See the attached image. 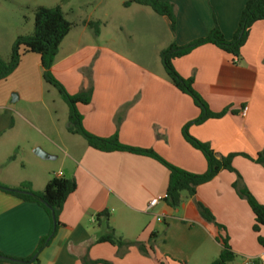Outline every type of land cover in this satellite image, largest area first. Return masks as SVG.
Instances as JSON below:
<instances>
[{
    "label": "crops",
    "instance_id": "crops-1",
    "mask_svg": "<svg viewBox=\"0 0 264 264\" xmlns=\"http://www.w3.org/2000/svg\"><path fill=\"white\" fill-rule=\"evenodd\" d=\"M162 1L174 5L175 28L168 17L148 6L133 3L126 7L128 0L123 4L128 13L119 16L117 25L108 11L102 20L86 16L79 23L72 22L76 28L63 40L52 72L71 95L92 84L91 103L77 106L88 132L100 138L118 134L124 145L152 150L168 163L201 175L207 170L206 159L183 136L184 127L199 118L200 109L168 78L160 55L173 44L184 46L207 36L215 22L224 37L232 40L248 0ZM39 6L43 5L35 4L33 9ZM62 9L67 17L63 6ZM85 21L100 22L99 33L94 34L83 24ZM3 25L0 24V57L8 62L16 38L34 32V15L28 18L27 32L5 37ZM123 36L133 42L134 59L125 53ZM116 40L118 52L111 46V41ZM80 53L82 59L78 57ZM235 62L217 47L204 45L175 59L173 65L183 78L194 80V89L213 113L229 110L220 119L192 124L189 134L208 143L218 157L235 155L233 166L242 183L264 205V165L249 159L264 151V21L251 28L241 58ZM90 64L93 83L80 74ZM42 74L40 56L24 55L14 73L0 81V114H12L18 101L43 103ZM16 76L19 84L15 83ZM37 132L51 142L54 149L47 148L45 153L52 159L35 155L39 144L23 150L21 157L12 156L24 139L19 131L0 134V183L17 189L29 182L39 193L52 177L77 182L76 192L60 213L57 235L39 255L40 264H83L84 258L110 264H211L222 251L217 241L219 231L202 218L197 201L225 227L237 256L230 264H264V246L258 241L259 236L264 239V227L254 232V214L233 188L237 174L220 172L212 181L200 185L194 198L182 192L177 208L166 201L149 208L153 199L167 194L169 172L160 162L127 152H101L69 132L70 137H66L54 131L59 142L45 131ZM8 159V164L14 165L6 168ZM59 160L63 169H46L49 165L45 161ZM105 211L109 213L108 225H100L97 215ZM108 227L126 243L142 244L148 254L130 246L121 250L123 256L119 257L118 247L97 243L110 232ZM51 230L52 221L41 206L0 191V251L4 255L31 257Z\"/></svg>",
    "mask_w": 264,
    "mask_h": 264
},
{
    "label": "trees",
    "instance_id": "trees-1",
    "mask_svg": "<svg viewBox=\"0 0 264 264\" xmlns=\"http://www.w3.org/2000/svg\"><path fill=\"white\" fill-rule=\"evenodd\" d=\"M136 3L150 7L156 14L168 17L173 25L176 26V15L174 5L162 0H130L125 3L128 7ZM264 21V0H248L242 11L239 21L238 29L232 40H227L218 23L215 22L210 33L184 46L176 44L161 52V61L166 71L168 78L174 86L182 93L188 95L193 100L194 104L200 109V116L197 120L189 123L184 127L183 136L185 140L196 150L200 151L207 162V170L204 174L196 175L182 170L164 160L161 156L152 150L140 149L124 145L120 142L118 134L110 138H100L88 132L83 125V116L78 111L77 106L89 105L92 100L93 87L90 84L89 88L81 91L76 95H71L66 90L65 86L54 76L52 68L56 56L58 55L60 46L63 40L72 31L74 24L70 22L61 5L53 7L39 6L34 12V32L31 35L18 36L14 41L11 49L10 60L4 62L0 57V81L8 78L19 67L22 57L26 54L33 53L40 56L41 65L43 69V80L46 84L52 86L57 90L63 101L67 104L69 109L68 127L67 131L73 135L81 136L89 147L106 153L112 152H127L131 154L146 156L155 159L165 166L169 172L168 183V199L167 204L172 208H177L181 203L182 192H187L190 197H195L197 188L200 185L212 181L220 172L228 171L237 174L238 179L233 184V188L238 196L245 200L255 217L254 232L259 233L261 227H264V205L259 203L248 188L242 183V178L233 166V159L235 155L226 157H218L215 151L208 143L201 142L192 137L188 130L192 124L201 125L210 119H220L224 117L229 110L226 109L220 113H213L206 101L194 89V80L192 78H183L174 68L173 61L190 54L195 49L204 45H213L223 52L231 55L235 63L241 58V50L246 44L250 30L257 22ZM85 26L92 29L95 34L100 31V22L85 21ZM14 127V118L8 111L0 114V134ZM249 158V157H247ZM250 160L264 165V151L258 154L257 158ZM77 190V182L75 179H67L64 177H52L46 184L42 192H35L29 182L23 183L17 189H10L0 183V191L11 194L22 201L37 203L41 206L52 221V230L49 236L42 238L39 241L35 253L26 259H17L6 256L0 251V264H40L39 255L51 243L57 235L61 226L59 221L60 213L70 195ZM198 211L202 218L208 223L214 224L219 231L217 241L222 246V251L218 258L211 264H230L236 258V254L232 250L229 243V236L227 235L224 226L216 222L215 216L209 208L203 203L196 202ZM102 218V219H101ZM97 221L101 225L103 222L108 225L109 213L103 212L97 215ZM109 228V227H108ZM110 232L101 236L97 243H109L118 247L119 257L123 254L121 250L130 246H136L140 252L148 254L144 246L140 243H126L121 238L116 237L113 229L109 228ZM258 241L264 246V239L259 236ZM83 264H110L105 261H92L89 258L83 259Z\"/></svg>",
    "mask_w": 264,
    "mask_h": 264
},
{
    "label": "rangeland",
    "instance_id": "rangeland-1",
    "mask_svg": "<svg viewBox=\"0 0 264 264\" xmlns=\"http://www.w3.org/2000/svg\"><path fill=\"white\" fill-rule=\"evenodd\" d=\"M124 2L125 0H1L3 8H0V24H4L2 27L4 28L5 37L7 34L15 35L17 34L16 32H27L28 18L31 19L35 12L33 6L40 3L46 7H53L56 5L63 6L67 13V18L75 24L79 23V20L86 16H94V19L99 18L102 20L103 13L108 11L111 17L115 18V24L117 25L119 16L121 14L127 15L128 13L124 8ZM75 24L73 29L76 28ZM92 32L94 33L93 30ZM112 38L114 37L112 36ZM118 42V40L115 42L111 41L112 48L117 50V52L119 51ZM121 42L124 50H126L125 53L128 58L134 59L133 42L129 39H125V36H123ZM82 55L83 54L80 53L78 57L82 59ZM86 67L88 68H83L80 74L85 75L88 80H92L93 83L92 65L90 64ZM114 67L115 66L112 65V68ZM17 77L18 76L15 77V83L19 84ZM30 81L34 94L35 82L33 76ZM44 90L43 103L32 105L24 101H18L15 104V111L12 112L14 127L7 131H19V135H21L24 140L20 141L21 148L15 149L12 156L19 155V157H21L23 150H30L34 144H39L38 148L44 152H46L45 150H47V148L54 149L51 142L37 131H45L51 134L57 142L59 141L56 136L54 137V131H61L66 137H70L67 131L69 124V109L67 104L63 101L57 90L46 84L45 81ZM17 93L18 92L15 93L16 96L18 95ZM8 162H11V160L8 159V161L4 163L6 168L14 165L13 163L8 164ZM45 163L49 165L46 169L50 171L58 172V170L63 169L61 160L45 161Z\"/></svg>",
    "mask_w": 264,
    "mask_h": 264
},
{
    "label": "built area",
    "instance_id": "built-area-1",
    "mask_svg": "<svg viewBox=\"0 0 264 264\" xmlns=\"http://www.w3.org/2000/svg\"><path fill=\"white\" fill-rule=\"evenodd\" d=\"M247 111V108H244L243 110V114H245ZM168 194L162 196V197H159V198H156V199H153L151 202H150V207L149 208H153L155 206H157L160 202L162 201H166L168 199ZM158 221H162L161 218H158Z\"/></svg>",
    "mask_w": 264,
    "mask_h": 264
},
{
    "label": "water",
    "instance_id": "water-1",
    "mask_svg": "<svg viewBox=\"0 0 264 264\" xmlns=\"http://www.w3.org/2000/svg\"><path fill=\"white\" fill-rule=\"evenodd\" d=\"M14 99L17 98L16 95L13 96ZM35 155L40 157L41 159H52L53 157L48 156L43 150H41L40 148H37L35 151Z\"/></svg>",
    "mask_w": 264,
    "mask_h": 264
}]
</instances>
